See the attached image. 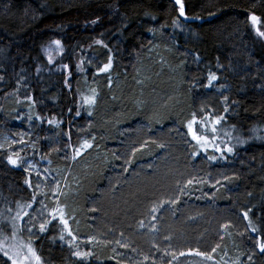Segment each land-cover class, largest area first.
<instances>
[{
	"label": "trees",
	"instance_id": "16d2710c",
	"mask_svg": "<svg viewBox=\"0 0 264 264\" xmlns=\"http://www.w3.org/2000/svg\"><path fill=\"white\" fill-rule=\"evenodd\" d=\"M54 39L65 71L43 54ZM19 129L31 145L21 157L65 180L66 223L32 237L45 264H123L101 243L78 260L67 235H90L102 209L127 224L159 196L179 214L166 222L178 239L206 236L235 264H264V0H0V139ZM17 157L0 147V264L43 197ZM218 168L230 173L215 190ZM167 247L153 253L161 264H218Z\"/></svg>",
	"mask_w": 264,
	"mask_h": 264
},
{
	"label": "rangeland",
	"instance_id": "374dc122",
	"mask_svg": "<svg viewBox=\"0 0 264 264\" xmlns=\"http://www.w3.org/2000/svg\"><path fill=\"white\" fill-rule=\"evenodd\" d=\"M63 53L64 46L60 39H54L44 47L43 54L46 60L50 62L51 71L61 72L66 70L63 64L56 63ZM27 135L28 133L22 129H19L16 136L5 134L0 139L4 143L1 144L0 142V147L4 145L10 148L11 152L17 155L19 160H22L23 167L32 173V182L38 192L43 194V197L33 207L23 210L20 219L13 225L18 228L17 231L15 227H12V239L10 242L3 243L2 250L4 256L9 259L11 264H45L34 247L32 237L40 229L43 230L47 226V222L53 218L58 217L66 223L64 221L65 214L62 211L63 208L57 205L58 200L63 195L65 180L61 183L59 178L60 172L52 171L47 165H43L42 162L38 163L33 159L21 157L22 151L27 146H31ZM199 146L200 150L207 148L215 149L214 146L205 144L203 141L199 142ZM13 161L15 163L16 159H13ZM142 164H138L141 171H151L150 167ZM229 173L223 171L222 168H218L214 171V177L213 175L209 177L208 182L216 190L223 184ZM138 177L139 175L130 174L128 179L131 181L139 179V182L145 181V179H142V175ZM189 182L190 179L188 180ZM159 197L154 198L151 203L153 201L156 202L150 204L143 214L136 215L134 220H132L134 217L133 212L125 213V211V214H128L130 217L131 215L133 216L131 217V221H127V224L122 222V225H120L117 220L119 216H113L114 219H111L110 216L105 215L107 213L102 209V219L92 228L90 235H85L81 232H75L71 236L67 235L69 237L68 241L74 243L77 259L82 261L89 259L91 251L86 248L87 243H101L110 246V254L113 259L123 264H161L158 261L160 257L153 253H159L160 255L166 252V249L169 248H166V245L169 244L178 254L192 252L194 254H204L211 258L216 256L214 260L218 264H235L230 260L226 252L218 250V243L211 238L200 236L197 239L195 238L192 244H187L189 239L185 238V236L181 235V239H178L169 233L168 228H172L173 226H166V222H174V226H176L179 222V214L176 215L172 212L168 198L165 196ZM112 213H115V210ZM181 215L182 218L186 217L188 220L192 218V215L187 211L182 212ZM25 218L26 221L24 223L22 220ZM125 218L126 220H130L129 217ZM223 228L224 226H221L218 229L219 232L216 230L217 233L221 234ZM68 231L69 228L65 227V232L67 233ZM175 240L176 242H174ZM239 264L250 263L242 261Z\"/></svg>",
	"mask_w": 264,
	"mask_h": 264
}]
</instances>
